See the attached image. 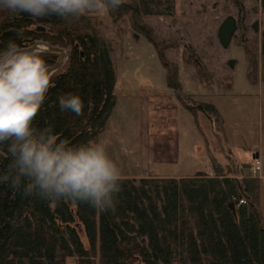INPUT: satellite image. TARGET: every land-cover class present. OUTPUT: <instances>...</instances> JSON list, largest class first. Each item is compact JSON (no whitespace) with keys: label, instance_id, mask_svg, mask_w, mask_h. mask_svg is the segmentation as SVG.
<instances>
[{"label":"trees","instance_id":"16d2710c","mask_svg":"<svg viewBox=\"0 0 264 264\" xmlns=\"http://www.w3.org/2000/svg\"><path fill=\"white\" fill-rule=\"evenodd\" d=\"M246 1L231 0L235 16L228 15L217 25L215 38L222 49L246 30ZM251 1L264 12V0ZM174 4L175 0H124L118 8L106 9L113 23L127 17L132 37L142 36L152 45L166 86L182 108L192 117L200 113L208 122H217L213 105L179 95L177 67L164 56L176 43L159 39L145 22L173 18ZM251 30L258 34L256 23ZM9 41L21 47L43 41L66 50L34 126L51 125L58 140L70 146L98 140L115 104V73L110 47L98 34L93 16L87 12L78 18L34 19L0 12V51ZM243 47L246 80L261 84L264 100V28L256 47ZM42 54L51 66L56 55ZM227 65L233 69L235 61ZM66 94L81 98L82 115L60 110L58 98ZM227 158L222 165L209 155L211 175L122 177L115 212L79 201L25 196L22 190L0 184V264H66L69 259L73 264H264L259 179L242 175L248 165L238 166ZM7 163L0 157V169Z\"/></svg>","mask_w":264,"mask_h":264},{"label":"rangeland","instance_id":"374dc122","mask_svg":"<svg viewBox=\"0 0 264 264\" xmlns=\"http://www.w3.org/2000/svg\"><path fill=\"white\" fill-rule=\"evenodd\" d=\"M174 7L173 18H147L145 22L159 39L176 43L164 56L177 67L179 95L216 107L220 114L217 122H208L200 113L192 117L182 108L175 92L166 86L165 71L152 45L142 36L132 37L127 17L113 23L106 7L88 12L111 50L117 104L111 122L113 133L108 132L115 139L107 140L122 177L133 178L139 171L141 177L164 178L183 166H210L209 155L222 165L227 156L238 166L252 163L251 152L243 148L256 150L264 166V107L257 108L253 96L251 100L245 97L255 94L256 88L245 77L243 47H256L264 28V12L257 2L246 1V30L222 49L215 30L224 17L235 16L231 0H175ZM254 23L257 35L251 30ZM231 60L235 61L233 69L227 65ZM170 124L177 127L174 142L178 162L172 165L165 164L163 157L168 134L164 127ZM247 172L242 171V175ZM258 210L264 225V184L261 188L259 184ZM81 240L85 243L82 236ZM66 264L73 263L69 259Z\"/></svg>","mask_w":264,"mask_h":264},{"label":"clouds","instance_id":"9594fccd","mask_svg":"<svg viewBox=\"0 0 264 264\" xmlns=\"http://www.w3.org/2000/svg\"><path fill=\"white\" fill-rule=\"evenodd\" d=\"M124 0H0V12L38 18H78L105 7L118 8ZM54 73L42 50L9 41L0 51V184L58 202H84L100 211L115 212L122 171L109 154L106 138L79 145L58 140L53 127L33 122L41 109ZM62 112L82 115L78 95L58 98Z\"/></svg>","mask_w":264,"mask_h":264},{"label":"crops","instance_id":"0c3cea01","mask_svg":"<svg viewBox=\"0 0 264 264\" xmlns=\"http://www.w3.org/2000/svg\"><path fill=\"white\" fill-rule=\"evenodd\" d=\"M252 86H254L256 88V93L253 94V95H251V94L248 95L247 94V95H245V97L251 100V98L253 96L254 99L257 101L256 102L257 108L264 107V100H263V93H262V86H261V84L260 83H257L256 85H252ZM227 95H229V94H227ZM116 104H117V101H116V98H115L114 107H113V109L111 111V114H110L108 120L106 121L104 130H103L102 134L100 135L101 139L102 138H106L107 139L109 137H111V139H115V137L113 136V134H111V136H110V135H108V132L111 131L113 133V127H112L113 125L111 124V122H112V119H113V114H114L115 109H116ZM214 108L216 109V111L218 110L216 107H214ZM164 130L168 133L165 136V139H166L165 146L166 147L164 148V151H163L164 163L165 164H168V165L177 164L178 161L175 158L177 156L176 155V151H175L176 145H175V142H174L175 135L177 134V127H175L174 125H171L170 124V125L165 126L164 127ZM243 149L245 151H247V153L250 151L251 152L250 158L252 160H257L259 162L260 168H259V171H258V176L257 177L255 176V177L259 179L260 188H261L263 186V184H264V166H263L262 161L259 159L258 152L256 150H252L250 148H243ZM194 151H195L194 154H196V148L195 147H194ZM223 162H224V165H225L227 161L223 160ZM245 163L247 165L250 164L248 162H245ZM202 166L204 167V169L203 170H200V167H202ZM197 172H205L206 174L210 175L211 174L210 166L209 165L206 166L205 163L204 164H200V166H198V165L197 166H195V165H187V166H183L182 169L179 170V172H177V173L174 172L172 174H167L164 177H168V178L190 177V176L194 175ZM148 176H150V174H145V176H142V177H148ZM132 177L133 178H137V177L138 178H142L139 171L137 172V175H134ZM154 177H158V175L157 176H154Z\"/></svg>","mask_w":264,"mask_h":264},{"label":"water","instance_id":"95a60500","mask_svg":"<svg viewBox=\"0 0 264 264\" xmlns=\"http://www.w3.org/2000/svg\"><path fill=\"white\" fill-rule=\"evenodd\" d=\"M26 47H35L42 50V53H52L56 55V58L51 66H49L50 70L54 73L57 71L66 60V50L60 47L51 46L46 42L43 41H33ZM229 209L234 211V207L232 204L228 205Z\"/></svg>","mask_w":264,"mask_h":264},{"label":"built area","instance_id":"2783aa9c","mask_svg":"<svg viewBox=\"0 0 264 264\" xmlns=\"http://www.w3.org/2000/svg\"><path fill=\"white\" fill-rule=\"evenodd\" d=\"M259 162L257 160H254L252 163L249 164V167L247 169L248 174L250 176H254L259 171Z\"/></svg>","mask_w":264,"mask_h":264}]
</instances>
